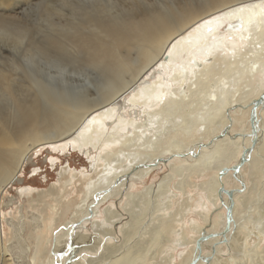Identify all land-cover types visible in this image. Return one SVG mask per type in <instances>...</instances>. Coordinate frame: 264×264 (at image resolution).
Here are the masks:
<instances>
[{"label":"bare ground","instance_id":"bare-ground-1","mask_svg":"<svg viewBox=\"0 0 264 264\" xmlns=\"http://www.w3.org/2000/svg\"><path fill=\"white\" fill-rule=\"evenodd\" d=\"M95 1V6L92 1L90 4L82 1L75 7L67 0L68 9L61 6L56 11L62 18L59 31L38 40L30 35L26 24L24 26L11 14L4 13L2 9L8 0H0V33L3 36L24 43L31 56L46 61L62 60L73 66L89 65L98 70L99 76L96 86L93 84L96 95L91 97L88 89L77 95L65 91L58 93L31 73V84L36 88V93H32L25 89L24 79H17L10 71L0 69V96L12 101L11 107L0 101V205L2 192L20 181L24 165L38 147L47 145L61 151L71 148L85 153L94 147L98 153L93 166L94 169L101 168L100 174L97 179L87 182L79 203L72 204L71 199L63 201L52 190L46 195L53 202L42 201L44 205L40 207L52 233L45 242L52 246L47 250L40 248L38 255L41 258L48 253L54 258L49 264H81L76 257L78 248L75 244L86 235L78 232L79 228L97 217L100 204L112 198L104 208V219L108 224L100 230L109 239L115 236L117 240L108 243L110 241L104 237V246L98 243L104 253L99 255L100 263L113 255L121 263L126 262V258L135 253L137 264H146L148 250L138 252L141 246L138 247V239L134 241L135 230L144 215L137 217L131 206L144 201L156 209L171 178L177 175L180 177L177 190L183 196L178 200L180 205L173 218L177 213L181 218L192 214L201 218L205 225L194 223V218L189 219L194 234L187 236L186 222L178 219L179 215L174 220L170 217L161 239L151 238L155 243L149 249L156 255L161 249H169L172 241L182 240L190 246L186 253L182 251L180 264H188L198 253L200 257L194 264H243L241 247L249 232H246L247 223L251 221L247 218L242 219V223L238 221V203L241 199L242 205L246 203L251 196V187L243 180L242 170L248 166L252 174L258 175L262 169L258 162L264 154V126L261 125L264 101L255 111L254 135L249 120L253 102L264 93V0H175V4L170 2L168 5L164 1L155 2L157 5L143 0H117L120 4L116 0V4L113 0H103L106 5L99 3L100 0ZM115 6L118 11H113ZM54 7L49 2L44 10L53 12ZM182 53L185 54L183 58ZM154 65L162 72L147 82ZM238 65L243 66L238 68ZM234 66L238 68L234 73H226L230 67L235 69ZM216 75L220 80L211 85ZM26 77L29 79L25 73ZM197 90L202 91L201 97L193 99ZM127 93L131 95L126 105L134 111L132 113H140H130L129 118H124V114H118L117 106ZM160 102H163L162 106ZM184 105H192L196 111L189 107L184 113L181 111ZM177 107L181 111L179 115L184 114L175 129L171 124L176 123L173 118ZM114 117H117V123L109 129ZM165 117L169 130L164 139L157 130ZM241 126L245 127L240 129ZM125 130L130 134L121 136L120 131ZM244 151L246 160L234 173L232 167L238 164ZM163 165L170 171L159 181L149 183L136 193L130 190L132 179H144ZM64 170L70 173L62 182L66 187L73 184V177L78 172ZM220 171H223L221 175ZM80 174L84 176V173ZM199 177H206V180L202 182L201 179L196 187L197 182L193 179ZM222 187L231 191L228 225L226 207L230 200ZM19 191L31 190L20 187ZM45 192H35L32 196L44 197ZM72 206L73 216L64 223L65 213ZM120 206L131 212L129 215L126 211L128 219L123 217ZM45 209H50L51 213ZM3 213L0 208V264H13L3 238ZM91 222L98 228L102 223L96 219ZM260 233L257 236L259 242ZM201 236L204 238L197 248ZM206 245L208 251L204 249ZM225 246L232 250L229 251L232 256L228 258L219 255ZM66 251L70 252L68 259L61 257ZM116 252L122 255L120 259ZM258 258V264H264V249ZM40 263L44 264L43 261Z\"/></svg>","mask_w":264,"mask_h":264},{"label":"rangeland","instance_id":"rangeland-1","mask_svg":"<svg viewBox=\"0 0 264 264\" xmlns=\"http://www.w3.org/2000/svg\"><path fill=\"white\" fill-rule=\"evenodd\" d=\"M74 1H75V3H74ZM76 1H77V3H76ZM82 1L86 4L87 3L90 4V2L92 1L93 6H95V4H96L95 0H86L87 2L84 0H69V3L73 2L74 6L77 7V5L79 6ZM143 1L149 3L150 5L155 4V2L161 3L164 1L163 3L166 2L167 3L166 5H168L170 2L174 3L175 0H161V1H159V0H143ZM49 2L53 3L56 7H54L53 12L51 10L50 12L46 13L44 10L45 4L49 3ZM66 2H67V0H65V2H64V0H8V2L6 3L5 9H2V10L4 11V13L11 14L12 16L15 17V19H17L18 21H21V24H23V25L26 24L28 26L29 32L31 33L30 35L33 36L34 38L40 40L48 33H56L59 31V27L62 24V20H61L62 18L59 16V12H56V11H59L61 6L64 7V9H68L66 7ZM100 2L102 4H104L103 0H100L99 3ZM115 2L116 3L119 2L118 4L121 3V1H117V0ZM113 3H114V0H113ZM116 3H114V4H116ZM106 4H104V5H106ZM155 5H157V4H155ZM116 8L117 7L115 6V9L113 11H115V10L118 11L117 10L118 8L117 9ZM26 25H24V26H26ZM17 42L15 40H11L9 38H6L5 36H3L0 33V69H3L5 72H6V70L10 71L11 73H13V76L16 77L17 79H24V85H26L25 89L31 91L32 93H36V88L33 86V84H31V78H30V76L34 74L33 77L38 76L37 78H40L43 81V83H46L50 89H52L53 91H57L58 93L65 91L66 93H69V95H77L78 93L84 91V89H88L89 95L91 97H95V95H96V93H95L96 80L99 77L97 69H95L89 65H83L82 64L84 67L81 66V64H79L77 66L76 65L73 66V65H67L68 63L66 61L64 63V62H62V60L50 59V60L46 61L45 59H41L39 56H33V55L31 56V53L29 51L25 50L24 43H21V42L17 43ZM178 56H180V55H178ZM181 56L183 58V57H185V54L182 53ZM55 62H56V64H55ZM60 63L62 64V67L64 69L62 67H60L61 66ZM241 63H242V61H241ZM10 65H13V66L10 67ZM241 66H243V65H238L237 67L242 68ZM13 67L15 69H13ZM168 67H169V65H168ZM237 67H235V69L230 67L231 69H228L229 71H226V67H223V70L226 71V73L227 72L228 73L229 72L234 73V71L236 70ZM151 69L153 70V72H152V70H150V72H149L150 74H148L149 76H147V82L152 81L153 78L158 74L159 71L162 72L160 68L155 69V65ZM165 71H166V69L163 70V72H165ZM25 73L28 74L29 79L27 77L25 78ZM164 76H166V75H164ZM217 76L218 75H216V77ZM216 77H215V79L211 80L212 81L211 85H212V83L214 84V83L219 82L220 76L217 77L218 79ZM93 84H95V86ZM27 90L24 92V94L27 93ZM199 93L202 94V91L201 90L195 91L193 99L200 96ZM130 95H131L130 93L129 94L127 93L124 96V98H122L118 102V106H117L118 107V110H117L118 114H120V113H121L120 115L124 114L125 115V116L123 115L124 118H129L131 116L130 113L135 114V115H138L140 113V112L138 113L137 111H136V113H132L134 111L131 110V108L128 105H126L127 100H128ZM5 97L6 96H0L1 103L3 102L4 104L8 105V107H11V105L9 104L10 102H12L11 99L5 98ZM124 104L126 105V107L124 106V108H119L121 105H124ZM160 104L162 106L163 102H160ZM194 106H195V104H194ZM189 107L194 109L192 105L191 106H185L184 105V107L181 109V111L186 113L189 111L188 110ZM177 109H176V114L173 118V123H175V122L176 123L171 124V126H174L173 128H175V129H177V125H178L177 122H179L178 120H180V117L184 114V113H182V115L181 114L179 115L180 109L178 107H177ZM262 110H264V109H262ZM181 111H180V113H181ZM117 117L116 118L114 117V119L112 120V121L115 120L114 121L115 123L111 121L112 123H110L109 129H111V127L117 123L116 122ZM143 118H145V117L143 116ZM166 119H167V117H165V119L163 120V123H161L162 124L161 127L162 126L163 127L162 128L160 127L157 130L158 133H160L161 136L164 137V139L166 138L165 132L167 133V131L169 130L167 128L168 127L167 122H165V121H167ZM262 123H263V125H262ZM261 125H262V127L264 126V120H262ZM171 126H170V128H172ZM244 127L245 126H241L240 129H242ZM165 129H166V131H165ZM127 133H129V130L120 131L121 136L124 134H127ZM263 135H264V128H263ZM241 138H243V137H241ZM241 138H239V139H241ZM31 153H33V154H32L30 161H28L24 165L22 173L20 174V181L9 185L2 192V195H1L0 208H1L2 212H4L3 216L1 217V223L3 226V230H4L3 238L5 239L4 243H5L7 250H8L7 253L9 254L10 258L12 259L13 264H41L40 263L41 261H43L44 264H49V262H50L49 260L54 259L48 253H47L48 255L43 254V256H44L43 258H41L42 256L40 257V255H38V251L40 250L41 247L45 248L44 250H47V247L50 248L52 246V244H50V242L49 243L45 242V238L47 236L49 238H51L52 233L50 232L51 229L49 230L47 227V222H46V219L44 218L45 214L41 210L42 207H40L41 205H44L43 203L46 201L48 203L53 202L52 198L49 195H46V193H48L49 190H52V191H54V195H59V198L63 201H66V199L67 200L71 199L72 204L79 203L78 200H80L83 196L82 195V193H83L82 189L83 190L85 189V186L89 180H92V179L94 180V179L98 178V175L100 174V169H101L99 166L95 167V169H94V166H93V163L95 162V159H96L97 153H98V149L94 148V147L88 148L87 153H85L84 151L80 152L78 150H72L71 148H67L66 150L61 151L59 149H52L51 146L45 145V146L38 147L37 149H35ZM263 155L261 156V159L258 162V163H260V165H259V166H261L260 168H262V169H260V173L258 175L252 174L250 171V168L248 166L242 170L243 180H245L248 187H251V196H250L251 199L249 198L246 201V203L243 205H242L243 202H240L242 199L239 200V203H238V207L240 206L239 207L240 211L238 212V215H237L239 217L238 221L240 223H242L243 222L242 219H245V218H247L248 221H251V222H248L247 223L248 226H246V229H247L246 232L247 231H249V232L251 231V232H250V234H249V232L245 234V236H246L245 237V243L243 242V246L241 247L242 253H240V255L242 256L241 260H242L243 264H258V262H259L258 257H260V255L264 249V234H261L262 232L264 233V215H262V213L264 214V195H263L264 194V177H263L264 176V156ZM51 158H54V161H51ZM51 162H53V163H51ZM64 169L74 170V171H76V173L77 172L79 173V175L77 173V176H79V178L77 176L73 177V184L72 185L68 184L66 187L64 186V184L62 182H63L64 178H67V176H69L68 174H70V173L66 172V170H64ZM169 171H170L169 167L163 165V166H161V168L159 167L155 171L151 172L144 179H139V180L136 179L137 181L132 179L130 190L134 193L139 192V191L143 190V188L146 185H148L149 183L159 181L162 178V176L167 174ZM80 173H84V176H82ZM253 176L255 178L256 177L257 178L255 179ZM259 177H260V179H259ZM179 178L180 177H178L177 175H174L171 178V180L168 184L169 187L167 186L168 188L164 192V194L161 196V198L159 200V204L155 206L156 209L152 208V204L145 203L144 201H141L140 205H137L135 207L131 206L132 210L135 212L137 217H141L142 214L144 215V217L141 218L142 220L139 221L140 224H138V226H139V228H137L138 230L137 229L135 230L138 236L135 234V236H134L135 240L134 241H136L138 239V242H139L138 247L141 246V248L138 252H143V249L145 251L148 250V254H147V258H146V264H180L182 255L184 253H186L187 250H189L190 244H188V243L185 244L184 241H182V240H180L179 242L176 240L172 241L173 243L171 245L173 247L171 246L169 249L167 248L166 250L161 249L162 251H159L158 253H156V255H155V251H153L154 252L153 253L152 250L149 249V247H152L151 245H153L155 243L153 240H151V238H154V240L156 239V241L158 239L159 240L161 239V234L163 233V230L166 227L165 226L166 221L168 220V218L170 219V217L171 218L174 217V215L176 214V210H177L176 207H178L180 205V202L178 200L180 199V196L182 197L183 195H182V193H180L177 190V184L176 183H178ZM201 179H203L202 180V182H203L206 180V177H199V178L193 179V181L195 183L197 182L196 187H198V185L201 183ZM70 185L73 187H71ZM229 186L233 187V183H230ZM20 187L30 188L31 191L20 193V191H19ZM41 191H46L45 192L46 196L40 197V198L39 197L36 198V197L32 196L33 193L41 192ZM253 191L255 193L254 195L252 193ZM111 199L105 203L100 204L99 209H98L99 213L97 214L98 216L95 218L94 217L91 218V221L96 219L98 222L99 221L102 222L101 224H99L100 225L99 228L97 226H94L91 221H87L84 224L85 226H82V229L79 228L78 232H80V233L82 232V234L84 233L86 235L84 240L83 239L78 240L75 244L78 248L75 252L76 257H77V260L80 261L81 264H95L96 262H97L96 264H105V262L107 263V261H109L108 264H111V263L112 264H119V262H120V264H124V263L125 264H133V263L137 264V262H136V258H137L136 256L137 255L135 253L133 255H131V257L128 256V258H126L127 261L124 259V261H126V262L121 263V260L118 261L115 258V255H113L114 257L109 256V257L105 258L103 261H101V263H100V260L102 258L99 255L104 254V253H101L102 252L101 250H103V248H101L100 246H102V247L104 246V241L106 239H108L110 241V242L107 241L108 243H114L117 240V238H115V236L112 239L111 238L109 239L107 237V235L100 230V228H104L108 224V223H106V221L104 219L105 218L104 208L106 207L108 202L111 201ZM43 200H44V202H42ZM245 205H246V207H245ZM74 206H72L71 209H68L67 213H65V218H64L65 222L64 223H67L68 221H70L71 217L73 216ZM121 207H123V206H120L119 210H121L124 213L123 217L128 219L131 212L127 211ZM139 209H140V211H139ZM149 210H150V212H149ZM242 210H243V212H241ZM126 211L128 213L130 212L129 215L127 214ZM143 211H145V212H143ZM45 212L50 214L51 210L48 209ZM211 212L212 211H210V213ZM244 212L246 215L244 214ZM125 213H126V215H125ZM209 215L211 216L212 214H209ZM176 217L178 219H180L181 221H184L187 223V224L184 223L186 226L185 231H187L186 232L187 236H191L194 234V231H193L194 226H191L188 224L189 219L194 218L193 219L194 223H198V225H202V226L205 225V223H203L201 218L197 217L196 215L187 214L181 218L180 214L177 213ZM175 218H173V220ZM126 219H124V220H126ZM198 220H199V222H198ZM148 224H149V226H148ZM141 226H142V228H141ZM156 228H157V230H156ZM175 228H178V226ZM190 228H192V229H190ZM260 229H262V230H260ZM259 233H260V236L262 237L260 242L257 241V236L259 235ZM168 235H170V234L168 233L167 236ZM40 236L42 238H40ZM104 237H106V239ZM100 238L102 239V241ZM98 243H100L99 244L100 246L98 245ZM95 245L97 247H95ZM78 246H80L81 249ZM94 248H97V249H94ZM242 248H243V250H242ZM204 249L208 251L209 246H207V245L204 246ZM79 250L81 251V253ZM222 250L223 251L219 252V255L221 257H224V258L227 257L228 258V257L232 256V253H231L232 250L228 249V247L225 246L224 249L222 248ZM229 251H231V252H229ZM243 252L245 253V255L243 254ZM44 253H46V251ZM68 253H70V252L69 251L64 252L63 253L64 257L63 256H61V257L68 259V257H67L69 255ZM78 253H80L81 256ZM259 253H260V255H259ZM115 254L117 257L120 256L119 252H116ZM242 254L244 255L245 258L243 257ZM246 255H247L248 259H246ZM45 256H47V257H45ZM112 257L115 259H113ZM120 257L118 259H120ZM111 258H112V261H111ZM114 260L115 261L117 260V261L114 262ZM244 260L245 261L247 260V261L245 262ZM98 261H99V263H98Z\"/></svg>","mask_w":264,"mask_h":264},{"label":"water","instance_id":"water-1","mask_svg":"<svg viewBox=\"0 0 264 264\" xmlns=\"http://www.w3.org/2000/svg\"><path fill=\"white\" fill-rule=\"evenodd\" d=\"M263 101H264V93L260 94L258 99L253 102V105H252V108H251V111H250L249 120H250V124H251V133H252V135H254L253 121L256 118L255 111H256L257 106L260 105ZM245 160H246V156H245V151H244L242 153V155L240 156V160H239L238 164H236V165H234L232 167L234 173L238 172V170L240 168V165ZM222 172L223 171H220V175L222 174ZM221 190L227 194V196L229 197V200H230L228 206L226 207V219H227V224L226 225H228V222H229V219H230V211H231V208H232V200H231V197H230L231 191H225L223 187H222ZM226 229H227V227L224 229V231H226ZM203 238H204V236H201L199 238V240L197 241V243H196L197 248H199V241L203 240ZM199 257H200V255L198 253L197 256H195L194 259H192L188 264H194L199 259Z\"/></svg>","mask_w":264,"mask_h":264}]
</instances>
